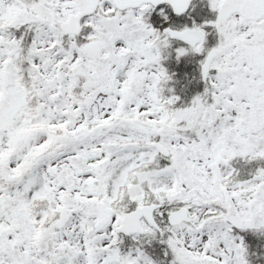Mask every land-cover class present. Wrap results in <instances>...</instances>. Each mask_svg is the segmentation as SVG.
I'll list each match as a JSON object with an SVG mask.
<instances>
[{
	"label": "snow or ice",
	"instance_id": "obj_1",
	"mask_svg": "<svg viewBox=\"0 0 264 264\" xmlns=\"http://www.w3.org/2000/svg\"><path fill=\"white\" fill-rule=\"evenodd\" d=\"M249 234L264 0H0V264H251Z\"/></svg>",
	"mask_w": 264,
	"mask_h": 264
},
{
	"label": "rangeland",
	"instance_id": "obj_2",
	"mask_svg": "<svg viewBox=\"0 0 264 264\" xmlns=\"http://www.w3.org/2000/svg\"><path fill=\"white\" fill-rule=\"evenodd\" d=\"M168 66L169 68H174V66L179 67L180 65H177L174 61H172Z\"/></svg>",
	"mask_w": 264,
	"mask_h": 264
}]
</instances>
